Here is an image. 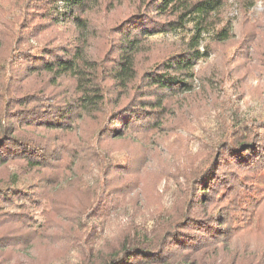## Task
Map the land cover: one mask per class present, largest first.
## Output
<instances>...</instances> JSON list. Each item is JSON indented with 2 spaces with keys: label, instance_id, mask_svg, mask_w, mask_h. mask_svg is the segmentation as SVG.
<instances>
[{
  "label": "trees",
  "instance_id": "16d2710c",
  "mask_svg": "<svg viewBox=\"0 0 264 264\" xmlns=\"http://www.w3.org/2000/svg\"><path fill=\"white\" fill-rule=\"evenodd\" d=\"M63 2L0 0V199L50 206L39 230L25 203L0 206V264H264V201L242 193L264 170V119L195 154L182 142L173 162L156 154L182 123L193 67L233 36L225 0ZM189 22L178 41L148 38ZM121 150L123 163L104 162ZM175 170L184 181L165 209L157 185ZM128 206H155L151 228L93 241L92 217Z\"/></svg>",
  "mask_w": 264,
  "mask_h": 264
},
{
  "label": "rangeland",
  "instance_id": "374dc122",
  "mask_svg": "<svg viewBox=\"0 0 264 264\" xmlns=\"http://www.w3.org/2000/svg\"><path fill=\"white\" fill-rule=\"evenodd\" d=\"M225 2L221 17L232 22L233 36L229 40L214 43L212 54L206 59H200L193 67V96L187 95L184 100L182 123L175 124V129L168 131L165 139L156 140V154L167 161H174L169 160L171 154L181 151L182 142L188 144V153L195 154L203 148L205 142L210 144L229 136L231 128L239 131L252 120L264 119V0ZM55 7L63 10V0H55ZM118 14L119 11H113L111 19H115ZM192 28L193 23L189 22L184 29L158 33L148 38L154 42H174L182 36L191 35ZM206 38L209 40L211 37L206 35ZM31 42L36 41L31 39ZM125 153V150L113 152L110 159L104 158V162L123 163ZM178 159L179 156H176L174 163ZM184 163L185 159H182L177 164L183 166ZM11 167L14 169L15 166ZM98 173L96 162L91 163L90 170L84 176V183H94ZM175 173L169 180L164 178L157 185V190L163 194L162 204L165 209L171 207L177 196L178 183L184 181L181 171L175 170ZM257 175L254 188L250 191L243 189L242 193L255 197L257 201H264V170ZM31 183L30 178L25 177L16 179L14 185L27 188ZM22 203L29 206L33 226L39 230L46 220L43 211L50 209L48 200L44 198L40 202L42 205L38 206L31 200L5 202L0 199V206L10 211L19 210ZM150 203L157 204L152 201ZM157 214L155 206H128L115 209L108 215L94 216L91 219L94 227L93 241L98 242L111 235L119 226L131 222L150 229Z\"/></svg>",
  "mask_w": 264,
  "mask_h": 264
}]
</instances>
